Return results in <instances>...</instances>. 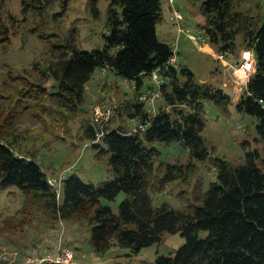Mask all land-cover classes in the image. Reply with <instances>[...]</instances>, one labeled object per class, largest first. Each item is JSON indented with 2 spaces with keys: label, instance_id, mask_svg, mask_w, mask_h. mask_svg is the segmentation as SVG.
Masks as SVG:
<instances>
[{
  "label": "trees",
  "instance_id": "obj_1",
  "mask_svg": "<svg viewBox=\"0 0 264 264\" xmlns=\"http://www.w3.org/2000/svg\"><path fill=\"white\" fill-rule=\"evenodd\" d=\"M22 1L25 15L34 14L37 19L47 15L41 19L44 22L49 16L66 14L72 0H63L62 11L54 14L52 10L60 0ZM201 1L206 36L191 34L185 17H178L180 31L196 43L208 39L218 53L230 54L235 62L247 48L254 51L256 70L236 102L240 111L259 119L257 129L264 139V17L242 11L247 0ZM90 4L99 16L98 0H90ZM107 12L110 30L104 34L105 46L79 48L78 29L72 28L64 42L52 45L51 41L50 52L58 59L39 70L37 85L44 87L60 113L68 115L87 104L86 86L97 68L110 67L134 83V95L119 107H125L120 113L136 129L124 124L113 126L110 121L98 139L101 129L94 112L98 104L92 119L85 122L84 147L93 146L99 159L108 156L114 177L101 183L86 182L71 168L73 174L66 175L58 192L49 181L58 177L49 176L36 159L20 155L14 142L0 135V186L19 187L28 200V211L23 213H44L46 218L40 221L44 228L56 225L59 218L85 220L91 226V242L98 253L117 244L138 253L172 232L181 233L186 244L173 255H159L148 264H264V160L257 149L246 151V160L241 163L211 157V145L204 136L206 103L228 111L234 102L230 92L233 86L223 83L224 62L214 57L223 66L214 73L219 76L217 84L199 82L188 65L177 64L178 44L174 49L158 37L164 18L162 0H109ZM0 32L7 34V26L2 24ZM173 57L174 64L170 62ZM156 70L160 71L161 83H147L145 76L151 77ZM225 78L228 80L227 75ZM50 79L52 85H48ZM145 95L149 98L144 99ZM173 142L187 146L195 161L211 160L218 172L207 191L195 194L191 203L183 200L182 209L168 202L155 206L151 194L155 193L150 181L156 159L161 156L159 146ZM184 163L167 162L158 188L192 174V163ZM122 192L126 197L115 214L103 199L115 201ZM202 231L208 233L206 237L200 236Z\"/></svg>",
  "mask_w": 264,
  "mask_h": 264
},
{
  "label": "rangeland",
  "instance_id": "obj_2",
  "mask_svg": "<svg viewBox=\"0 0 264 264\" xmlns=\"http://www.w3.org/2000/svg\"><path fill=\"white\" fill-rule=\"evenodd\" d=\"M162 1L164 18L158 27V37L172 44L174 49L178 44L177 64L188 65L195 72L197 81L217 84L219 76L214 73L223 68L222 63L215 60L218 49L208 43V39L198 38L201 41L196 43L186 32L180 31L177 23L179 16L185 17L191 27L190 33L204 36L206 21L200 8L202 1ZM22 2L4 0L0 5V28L2 24L8 28L7 34L0 32V135L13 141L20 155L36 159L49 176L59 178L64 171L70 176L73 168L74 173L86 182L101 183L112 179L114 173L109 157L99 159L93 146L84 147L85 122L92 119L95 104L103 103L105 110L112 112L110 118H106L109 119L106 125L111 121L113 126L124 124L132 130L136 129L124 118L125 114L120 113L125 107H119L125 98L134 95V83L110 67L97 68L86 86L87 104L84 109L68 115L60 113L44 87L37 85L41 76L39 70L58 59L56 53L50 52L51 41L52 45L64 42L72 28L78 29L79 48L91 50L105 46L104 34L110 30L109 0H98L99 16L94 14L90 0H72L66 14L54 18L49 16L44 22L41 19L47 18V15L40 19L31 13L25 15ZM62 2L60 0L54 6L52 14L62 11ZM240 9L251 10L254 15L264 17V0H247ZM4 36L6 38L3 39ZM223 75H227L226 70ZM225 76L223 83L233 86V91H229L234 102L229 110L209 101L206 103L207 127L204 136L211 145V157H225L232 163H241L246 160V151L257 149L264 160V139L257 129L259 119L239 110L236 100L244 88L235 81L238 77L227 80ZM145 78L147 83L154 82L148 75ZM52 82L50 79L48 85ZM159 149L161 156L156 159L150 181L155 190V193L151 192L155 206L168 202L182 209L184 199L191 203L195 194H203L202 190L207 191L211 182L217 180L218 172L212 161L191 159L187 146L173 142L160 145ZM167 162H185V165L191 162L192 174H184L162 185L163 189L158 188L156 184L165 175ZM125 197L122 192L115 201L103 199V203L111 205L118 214ZM27 205V197L19 187L4 189L0 186V264H28V261H35L31 260L35 256L59 248L74 250L71 264H148L156 261L159 255H173L186 244L181 233L171 232L138 253L119 244L98 253L91 242V226L85 220L59 218L61 221H57L56 225L44 228L45 223L40 221L44 222L45 214L36 210V216L25 215L23 210L28 211ZM207 234L202 231L200 236L206 237Z\"/></svg>",
  "mask_w": 264,
  "mask_h": 264
},
{
  "label": "built area",
  "instance_id": "obj_3",
  "mask_svg": "<svg viewBox=\"0 0 264 264\" xmlns=\"http://www.w3.org/2000/svg\"><path fill=\"white\" fill-rule=\"evenodd\" d=\"M182 15V14H181ZM181 18V16H179ZM181 29V28H180ZM195 38V36H194ZM230 54L226 52H219L217 54V58L221 59L222 62H224L226 71H227V77L228 79H234V77H238L235 79V81L240 84L241 87L244 88V86L247 84L248 79L252 75V73L256 70V64L257 60L255 59L254 51L250 48H247L243 51L240 59L238 62L233 61L232 57L228 56ZM176 57L171 58L170 62L175 63ZM152 79L157 82L161 83L160 78V71L156 70L154 71L153 75L151 76ZM239 80V81H238ZM149 98L147 95L144 96V99ZM97 106V107H96ZM94 108L95 116L97 117V120L100 121V128L101 131L98 133V139L104 135V124L108 123L106 118H110L112 112L109 110H105V108L98 104ZM100 115V116H99ZM104 116V117H103ZM66 171H64L61 176L58 178H50L49 181L53 185V187L59 192L61 189V186L64 182V179L66 178ZM74 250L70 248H59L56 251H49L46 253L41 254L40 256H35L31 260L35 259V261H28V264H45L48 262H56V263H62L63 264H71L74 259Z\"/></svg>",
  "mask_w": 264,
  "mask_h": 264
},
{
  "label": "crops",
  "instance_id": "obj_4",
  "mask_svg": "<svg viewBox=\"0 0 264 264\" xmlns=\"http://www.w3.org/2000/svg\"><path fill=\"white\" fill-rule=\"evenodd\" d=\"M208 46H210V44H208Z\"/></svg>",
  "mask_w": 264,
  "mask_h": 264
}]
</instances>
